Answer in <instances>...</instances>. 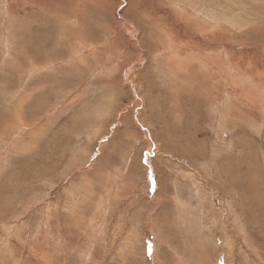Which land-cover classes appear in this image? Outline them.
Here are the masks:
<instances>
[{"label":"rangeland","instance_id":"rangeland-1","mask_svg":"<svg viewBox=\"0 0 264 264\" xmlns=\"http://www.w3.org/2000/svg\"><path fill=\"white\" fill-rule=\"evenodd\" d=\"M0 264H264V0H0Z\"/></svg>","mask_w":264,"mask_h":264},{"label":"bare ground","instance_id":"bare-ground-1","mask_svg":"<svg viewBox=\"0 0 264 264\" xmlns=\"http://www.w3.org/2000/svg\"><path fill=\"white\" fill-rule=\"evenodd\" d=\"M42 44V43H41ZM40 46V45H39ZM30 50V49H29ZM51 62V61H50Z\"/></svg>","mask_w":264,"mask_h":264}]
</instances>
